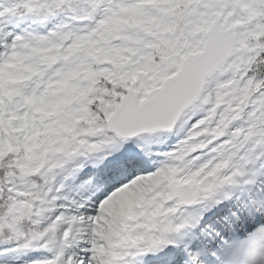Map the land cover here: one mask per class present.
<instances>
[{
	"label": "snow or ice",
	"instance_id": "snow-or-ice-1",
	"mask_svg": "<svg viewBox=\"0 0 264 264\" xmlns=\"http://www.w3.org/2000/svg\"><path fill=\"white\" fill-rule=\"evenodd\" d=\"M0 264H264V0H0Z\"/></svg>",
	"mask_w": 264,
	"mask_h": 264
}]
</instances>
